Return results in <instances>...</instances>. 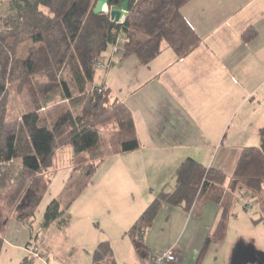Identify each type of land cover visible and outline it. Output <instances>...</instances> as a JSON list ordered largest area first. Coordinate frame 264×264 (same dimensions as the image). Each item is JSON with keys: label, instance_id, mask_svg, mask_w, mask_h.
Listing matches in <instances>:
<instances>
[{"label": "trees", "instance_id": "trees-1", "mask_svg": "<svg viewBox=\"0 0 264 264\" xmlns=\"http://www.w3.org/2000/svg\"><path fill=\"white\" fill-rule=\"evenodd\" d=\"M116 1L120 0H109L110 4ZM189 1L131 0L128 17L118 24L109 13H94L98 0H10L5 11L0 2V256L8 221L16 218L31 224L36 216L59 148L71 147L76 156L88 154L90 167L78 184L80 193L108 155L103 132L111 155L140 147L131 108L111 88L96 82L97 61L119 38L123 39L121 57L134 53L145 65L165 46L179 57L187 56L201 43L183 14ZM255 35L254 27L243 33L246 40ZM11 88L28 99L30 111L19 118L8 116ZM63 101L66 110L54 122L42 116L43 108ZM235 168L229 176L193 157L185 158L175 170L174 183L162 186L138 216L132 235L143 238L165 205L190 212L197 205L218 203L217 226L206 236L196 259L201 264L209 247L226 238L238 195L257 201L262 215L255 222H264L263 149L244 148ZM66 211L59 199L53 200L47 205L43 226L48 228L59 219L66 225ZM93 253L92 264H117L110 241H102ZM30 263L27 257L19 264Z\"/></svg>", "mask_w": 264, "mask_h": 264}, {"label": "crops", "instance_id": "crops-1", "mask_svg": "<svg viewBox=\"0 0 264 264\" xmlns=\"http://www.w3.org/2000/svg\"><path fill=\"white\" fill-rule=\"evenodd\" d=\"M183 14L201 37L198 48L187 56L179 57L165 46L148 65L131 53L113 57L109 68L101 69L100 84L111 88L133 112L140 139L135 151L146 152L145 162L125 163L124 175H113L116 194L122 192L123 185H128V193L131 189L133 194L131 187L149 174L155 184L148 189L155 195L188 157L231 176L244 148L259 146L264 151V0H190ZM253 27L256 35L246 40L243 33ZM112 56L113 50L104 59ZM164 158L170 159L158 160ZM170 209L167 224L175 214L179 228L177 239L174 237L165 249L174 248L177 264H194L203 239L217 226L220 206L207 202L190 212L178 206ZM81 213L86 222H78L75 230L89 231L92 241L83 246L88 247L92 264L101 235L90 211ZM105 213L112 215L113 210L107 207ZM3 238L4 246L11 243L21 249L13 241L9 243L8 236ZM34 247L39 244L23 250L30 252ZM40 253L42 257L38 258L48 262L46 253ZM250 259H245V264H264V260Z\"/></svg>", "mask_w": 264, "mask_h": 264}, {"label": "rangeland", "instance_id": "rangeland-1", "mask_svg": "<svg viewBox=\"0 0 264 264\" xmlns=\"http://www.w3.org/2000/svg\"><path fill=\"white\" fill-rule=\"evenodd\" d=\"M8 5V1L3 2L1 10L5 11ZM28 45L29 43L25 44L23 48L26 49ZM97 73L96 82L101 83L102 70L99 69ZM27 100L23 93L19 94L17 90L11 88L8 116L19 118L23 113L29 112ZM64 110H66L65 102H56L54 105L43 108L41 114L50 122H54ZM103 135L104 148L108 155L102 162V167L93 173L83 193L78 192V184L86 179L83 174L86 168L90 167L88 154L83 153L76 156L71 147L59 148L56 151L53 166L50 168L52 180L36 210L32 223H22L12 218L4 227L2 233L8 236L9 243L13 241L21 249L14 247L11 243V245L9 243L5 245L0 256V264H19L27 257L31 259L30 264H90L86 252L88 247L83 246L84 243H86L85 246L90 245L92 241L90 233L86 228H82L81 232L75 230V226L78 227L79 223L86 222L82 213L80 214L84 210L90 211V214L97 220L94 225L101 235V241H110L117 264H151L154 257L164 252L174 237L177 239L179 227L175 224V214L167 224L172 207L169 205L163 206L154 224L146 231L143 238H136L132 235L131 227L134 222L148 207V204L157 197L159 191H156L155 195L150 193L148 188L155 184V180L148 174L147 177L137 180L135 187H131L133 194H131V189L128 193V185H123L122 179L120 182L123 185L122 192L116 194L112 185L113 175H124L125 163L145 162L146 152L133 151L111 155L107 133L103 132ZM148 161L155 160L148 159ZM169 182L172 185L173 178ZM55 199H59L67 210L68 223L65 225L59 219L54 225L51 224L45 228L43 221L47 205ZM249 202L253 204V207L245 208L246 203ZM107 207L113 210L112 215L105 213ZM234 213L236 216L231 218V223L229 222L232 228L231 225L228 226L226 238L209 247L201 264H240L242 261L245 264L247 258L257 262L264 260V223L253 221L262 215L259 204L250 196L240 194ZM210 214L213 215L211 212ZM33 244H39V250L46 253L48 262L23 250L24 247ZM177 262L176 260L173 264ZM196 262L197 260L194 264ZM252 263L255 264V262Z\"/></svg>", "mask_w": 264, "mask_h": 264}, {"label": "built area", "instance_id": "built-area-1", "mask_svg": "<svg viewBox=\"0 0 264 264\" xmlns=\"http://www.w3.org/2000/svg\"><path fill=\"white\" fill-rule=\"evenodd\" d=\"M108 13V12H106ZM123 39L119 38V41L116 45L113 46V56L108 58V59H98L97 63V68L99 69H106L109 68V66L112 64L113 57H118L119 55L121 56L122 50H121V42ZM248 208H251L253 204L251 202L247 203ZM30 252L36 257V258H41L42 255L40 253L39 247H34L30 249ZM154 262L155 264H173L174 261L177 259L176 252L174 248H168L165 249L164 252H161V254H158L157 256L154 257Z\"/></svg>", "mask_w": 264, "mask_h": 264}, {"label": "water", "instance_id": "water-1", "mask_svg": "<svg viewBox=\"0 0 264 264\" xmlns=\"http://www.w3.org/2000/svg\"><path fill=\"white\" fill-rule=\"evenodd\" d=\"M131 0H120L110 4L109 0H98L94 13H109L114 23H122L128 17ZM106 7L108 9H106Z\"/></svg>", "mask_w": 264, "mask_h": 264}]
</instances>
